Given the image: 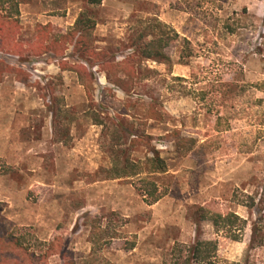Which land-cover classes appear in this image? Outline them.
Returning <instances> with one entry per match:
<instances>
[{
    "label": "rangeland",
    "instance_id": "374dc122",
    "mask_svg": "<svg viewBox=\"0 0 264 264\" xmlns=\"http://www.w3.org/2000/svg\"><path fill=\"white\" fill-rule=\"evenodd\" d=\"M13 3L0 6L16 22L0 35V264H193L197 239H219L208 264H264V0ZM81 12L95 21L89 45L116 62L157 34L156 21L177 37L163 61L135 65L128 94L92 68L89 98L59 68L89 69L71 46L36 55L38 25L52 40ZM152 150L167 165L152 177L167 195L148 205L133 179L107 172ZM249 197L250 209L236 203ZM208 203L246 221L237 241L196 222ZM51 244L64 257L39 259Z\"/></svg>",
    "mask_w": 264,
    "mask_h": 264
},
{
    "label": "trees",
    "instance_id": "16d2710c",
    "mask_svg": "<svg viewBox=\"0 0 264 264\" xmlns=\"http://www.w3.org/2000/svg\"><path fill=\"white\" fill-rule=\"evenodd\" d=\"M11 2L15 9L17 4L13 0H0V6ZM103 0H86L90 7L101 5ZM16 27V22L12 21L9 16L0 14V35L4 36L6 28ZM95 27V21L85 12H81L73 26V28L64 35H58L57 38L49 40L46 36L42 39V32L46 29L49 31V26H37V38L39 41V51L36 55L41 56L45 53H52L55 57L62 56L68 46L72 47L73 55L76 61L86 63L89 66L85 68L79 64L68 66L67 63L60 62L61 70H69L76 73L79 84L85 89L86 95L90 98L94 87L93 82L94 72L92 68L97 67V71L104 73L108 83L118 88L124 94H128L132 90L134 80L138 78L135 65H138L143 60L163 61L166 57L164 51L169 47L174 37L177 35L171 32L166 25L161 22H154V27L157 28V34H154L147 40H142V36L133 42L130 46L135 49L133 55L124 57L116 62L108 59L103 52H96L89 45V38ZM7 36V35H6ZM6 38V37H5ZM49 41L48 45L44 41ZM45 45V46H44ZM125 112L119 113L120 117ZM159 114L151 109L152 120H161ZM97 125H103V122L95 120ZM167 172L165 161L160 158L158 152L151 151V156H147L143 162L133 161L128 158L122 160L117 159L113 162L112 167L108 170L109 179H133L134 189L142 196L144 202L148 205H153L167 195V189L160 188L156 181L152 178L154 175H161ZM250 202H239L238 205L252 208L254 201L249 197ZM197 223L207 222L211 224L217 237L224 238L230 241H237L241 232H243L246 221L240 218L235 212L229 210H221L214 203L204 204L196 209L195 212ZM12 239V237H11ZM14 246L21 250L22 245L17 240L12 239ZM219 239L215 240H199L197 239L189 248L188 254L193 264H208L213 259L219 249ZM133 247V245H131ZM64 251L54 250L51 244L46 250L45 256H39V259L60 254L64 257Z\"/></svg>",
    "mask_w": 264,
    "mask_h": 264
},
{
    "label": "crops",
    "instance_id": "0c3cea01",
    "mask_svg": "<svg viewBox=\"0 0 264 264\" xmlns=\"http://www.w3.org/2000/svg\"><path fill=\"white\" fill-rule=\"evenodd\" d=\"M39 23H41L42 25H46L47 23H53V22H52V20H46L45 22H39ZM103 79L105 81L106 77L105 78L103 77Z\"/></svg>",
    "mask_w": 264,
    "mask_h": 264
}]
</instances>
